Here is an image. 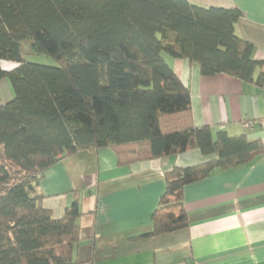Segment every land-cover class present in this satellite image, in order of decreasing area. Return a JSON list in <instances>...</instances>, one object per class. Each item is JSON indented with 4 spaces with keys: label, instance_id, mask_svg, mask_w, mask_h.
Wrapping results in <instances>:
<instances>
[{
    "label": "trees",
    "instance_id": "16d2710c",
    "mask_svg": "<svg viewBox=\"0 0 264 264\" xmlns=\"http://www.w3.org/2000/svg\"><path fill=\"white\" fill-rule=\"evenodd\" d=\"M237 8L189 0H0V147L22 176L0 165V264L81 263L83 214L76 198L62 217L43 206L45 171L79 151L112 149L120 165L197 148L212 159L175 166L152 214L159 236L190 225L187 185L264 155V142L194 121L190 88L166 55L264 88V62L239 36ZM58 65L32 62L22 42ZM2 61L16 64L6 70Z\"/></svg>",
    "mask_w": 264,
    "mask_h": 264
},
{
    "label": "crops",
    "instance_id": "0c3cea01",
    "mask_svg": "<svg viewBox=\"0 0 264 264\" xmlns=\"http://www.w3.org/2000/svg\"><path fill=\"white\" fill-rule=\"evenodd\" d=\"M189 1L241 10L236 32L264 62V0ZM165 57L190 88L197 126L264 142V88L224 73L204 76L197 63ZM15 66L2 61L6 70ZM13 96L10 81L0 80V104ZM212 158L194 148L120 165L110 148L83 150L48 168L39 191L45 195L43 206L57 218L79 199L83 214L75 256L81 263L264 264V155L187 185L183 201L190 225L146 236L153 231L152 214L166 190L165 173Z\"/></svg>",
    "mask_w": 264,
    "mask_h": 264
},
{
    "label": "rangeland",
    "instance_id": "374dc122",
    "mask_svg": "<svg viewBox=\"0 0 264 264\" xmlns=\"http://www.w3.org/2000/svg\"><path fill=\"white\" fill-rule=\"evenodd\" d=\"M22 51L26 59L29 61L48 65H58V62L53 57L44 53L35 52L32 48L31 39H26L22 42ZM0 165H5L7 167L14 181H17L22 176L20 173L23 171L20 170L16 164L5 157L2 147H0ZM4 187V185L0 184V189H3Z\"/></svg>",
    "mask_w": 264,
    "mask_h": 264
},
{
    "label": "built area",
    "instance_id": "2783aa9c",
    "mask_svg": "<svg viewBox=\"0 0 264 264\" xmlns=\"http://www.w3.org/2000/svg\"><path fill=\"white\" fill-rule=\"evenodd\" d=\"M261 122H262V124L264 125V119H263Z\"/></svg>",
    "mask_w": 264,
    "mask_h": 264
}]
</instances>
